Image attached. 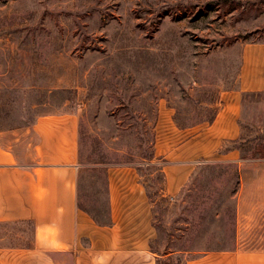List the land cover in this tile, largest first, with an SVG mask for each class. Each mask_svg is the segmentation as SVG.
Returning a JSON list of instances; mask_svg holds the SVG:
<instances>
[{
    "label": "rangeland",
    "instance_id": "374dc122",
    "mask_svg": "<svg viewBox=\"0 0 264 264\" xmlns=\"http://www.w3.org/2000/svg\"><path fill=\"white\" fill-rule=\"evenodd\" d=\"M250 44H264V0H0V144L33 163L37 118L77 114L78 206L95 221L111 223L110 177L128 168L151 207L155 264L264 252V208L237 202L264 185V91L231 102L236 139L207 157L189 144L232 100ZM185 160L166 195L165 167ZM32 231L0 223V246Z\"/></svg>",
    "mask_w": 264,
    "mask_h": 264
},
{
    "label": "crops",
    "instance_id": "0c3cea01",
    "mask_svg": "<svg viewBox=\"0 0 264 264\" xmlns=\"http://www.w3.org/2000/svg\"><path fill=\"white\" fill-rule=\"evenodd\" d=\"M264 91V44L247 45L232 100L214 121L189 140L201 156L219 149L224 140L240 135L238 97ZM230 103V104H229ZM33 130L38 136L33 163L21 164L0 144V223L31 222L32 239L23 246H0V264H155L150 248L154 237L151 207L144 185L125 172L110 177L111 223L102 225L78 206L79 117L74 113L39 116ZM224 157L235 159L234 150ZM224 159V158H222ZM190 161L165 167L166 195H174L191 172ZM121 174V175H120ZM134 176L129 175V178ZM254 183L264 182V176ZM244 194V195H243ZM264 185L255 184L238 197L248 214L264 208ZM237 212V213H238ZM194 264H264V252L208 253Z\"/></svg>",
    "mask_w": 264,
    "mask_h": 264
}]
</instances>
